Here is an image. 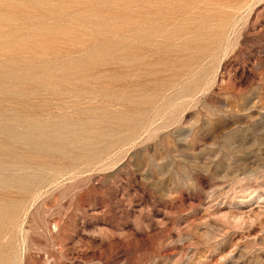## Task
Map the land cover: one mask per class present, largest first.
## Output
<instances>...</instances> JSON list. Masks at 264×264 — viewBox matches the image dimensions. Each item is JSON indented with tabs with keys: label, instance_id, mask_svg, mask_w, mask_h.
Wrapping results in <instances>:
<instances>
[{
	"label": "rangeland",
	"instance_id": "obj_1",
	"mask_svg": "<svg viewBox=\"0 0 264 264\" xmlns=\"http://www.w3.org/2000/svg\"><path fill=\"white\" fill-rule=\"evenodd\" d=\"M0 264H264V0H0Z\"/></svg>",
	"mask_w": 264,
	"mask_h": 264
}]
</instances>
